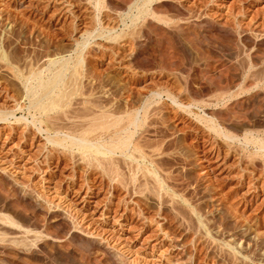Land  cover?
I'll use <instances>...</instances> for the list:
<instances>
[{
	"label": "rangeland",
	"instance_id": "374dc122",
	"mask_svg": "<svg viewBox=\"0 0 264 264\" xmlns=\"http://www.w3.org/2000/svg\"><path fill=\"white\" fill-rule=\"evenodd\" d=\"M145 1L0 0V39L25 70L77 59L91 34L74 108L131 110L164 91L137 139L147 155L163 145L173 192L0 124V264H264V0L151 2L168 22L139 16Z\"/></svg>",
	"mask_w": 264,
	"mask_h": 264
},
{
	"label": "bare ground",
	"instance_id": "6f19581e",
	"mask_svg": "<svg viewBox=\"0 0 264 264\" xmlns=\"http://www.w3.org/2000/svg\"><path fill=\"white\" fill-rule=\"evenodd\" d=\"M95 1L96 7L100 8L102 0ZM153 1L146 0L142 3L144 5L138 8L137 14H151L158 20L165 21L166 19L157 16L154 9L150 8L149 4ZM90 36L91 34L81 43L80 53L76 52L77 59L50 58L45 67L36 59L27 65L26 70L18 65L14 56L8 52L10 41L0 39V61L12 72L11 79L6 78L0 82V98L5 96L7 102L13 101L12 106H0V124H19L26 121L27 132H45L48 142L56 149L76 151L88 165L101 168L106 175L119 172L123 161L130 167L132 182L136 181L140 171H144V174L152 179L147 183L149 191L164 199L165 195L173 192L167 187L166 178L160 172L159 162L154 158L156 152L162 156L165 154L163 145L151 143L149 140L148 144H145L151 149L147 155L143 149L144 144L137 139V134L147 127L152 101H159L156 96L161 98L164 91L154 92L152 100L149 98L142 107L131 110L125 108L126 110L121 111L88 96L89 99L86 97L80 107L74 108V96L79 95V91L81 94L83 87L80 80L82 70L79 68L84 60V50L91 44ZM169 97L180 107L174 95ZM19 112L23 114L19 116ZM3 134L0 127V138ZM254 141L258 146L257 154H264V141Z\"/></svg>",
	"mask_w": 264,
	"mask_h": 264
}]
</instances>
